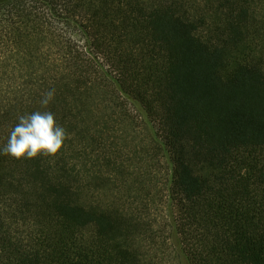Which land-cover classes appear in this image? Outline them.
<instances>
[{
    "label": "trees",
    "instance_id": "trees-1",
    "mask_svg": "<svg viewBox=\"0 0 264 264\" xmlns=\"http://www.w3.org/2000/svg\"><path fill=\"white\" fill-rule=\"evenodd\" d=\"M35 111L0 264H264V0H0V150Z\"/></svg>",
    "mask_w": 264,
    "mask_h": 264
},
{
    "label": "clouds",
    "instance_id": "clouds-1",
    "mask_svg": "<svg viewBox=\"0 0 264 264\" xmlns=\"http://www.w3.org/2000/svg\"><path fill=\"white\" fill-rule=\"evenodd\" d=\"M55 89L44 93L41 105L45 108L54 99ZM68 138L66 130L57 125L50 111H35L18 117L11 129L2 154L15 159H33L39 156L54 157Z\"/></svg>",
    "mask_w": 264,
    "mask_h": 264
},
{
    "label": "rangeland",
    "instance_id": "rangeland-1",
    "mask_svg": "<svg viewBox=\"0 0 264 264\" xmlns=\"http://www.w3.org/2000/svg\"><path fill=\"white\" fill-rule=\"evenodd\" d=\"M167 262L168 264H176L174 260H170V259Z\"/></svg>",
    "mask_w": 264,
    "mask_h": 264
}]
</instances>
